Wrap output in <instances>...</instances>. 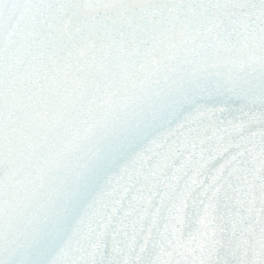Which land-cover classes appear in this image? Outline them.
Listing matches in <instances>:
<instances>
[{
  "label": "water",
  "instance_id": "water-1",
  "mask_svg": "<svg viewBox=\"0 0 264 264\" xmlns=\"http://www.w3.org/2000/svg\"><path fill=\"white\" fill-rule=\"evenodd\" d=\"M0 264H264V0H0Z\"/></svg>",
  "mask_w": 264,
  "mask_h": 264
}]
</instances>
